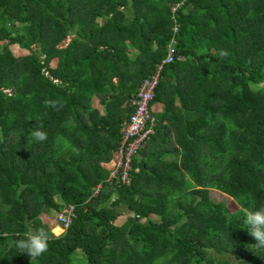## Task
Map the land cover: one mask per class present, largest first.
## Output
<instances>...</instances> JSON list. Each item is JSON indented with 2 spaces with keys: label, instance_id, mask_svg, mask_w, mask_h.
Masks as SVG:
<instances>
[{
  "label": "trees",
  "instance_id": "trees-1",
  "mask_svg": "<svg viewBox=\"0 0 264 264\" xmlns=\"http://www.w3.org/2000/svg\"><path fill=\"white\" fill-rule=\"evenodd\" d=\"M172 38L154 134L130 184L105 183ZM38 122L48 139L29 143ZM242 203L264 205V0H0V264H264ZM67 205L72 224L30 262L14 241Z\"/></svg>",
  "mask_w": 264,
  "mask_h": 264
},
{
  "label": "built area",
  "instance_id": "built-area-1",
  "mask_svg": "<svg viewBox=\"0 0 264 264\" xmlns=\"http://www.w3.org/2000/svg\"><path fill=\"white\" fill-rule=\"evenodd\" d=\"M177 32V28H174ZM174 38L167 45V56L157 65L155 72L149 78L144 79L137 93L132 99L133 111L129 118L120 127L121 140L119 145L112 152V162L114 166L109 173L105 183L130 184V171L132 157L141 149L149 138L154 134L156 121L153 116L152 100L154 91L159 83L160 73L165 65L174 61ZM102 184L95 187L94 195H97ZM75 218V206L67 205L57 213L56 222L66 231Z\"/></svg>",
  "mask_w": 264,
  "mask_h": 264
},
{
  "label": "clouds",
  "instance_id": "clouds-1",
  "mask_svg": "<svg viewBox=\"0 0 264 264\" xmlns=\"http://www.w3.org/2000/svg\"><path fill=\"white\" fill-rule=\"evenodd\" d=\"M220 55L226 57L228 53L221 51ZM61 106L57 100L45 102V107L58 108ZM43 129V122H38L33 130L29 132L28 142L39 144L47 141L48 133ZM239 212L243 217V229L255 241L254 245L249 246L257 250H264V205L259 208H249L242 203ZM22 235L23 238L15 240L14 245L20 254H26L30 258V262L38 260L48 251L51 235L46 228L40 227L35 230H28Z\"/></svg>",
  "mask_w": 264,
  "mask_h": 264
},
{
  "label": "rangeland",
  "instance_id": "rangeland-1",
  "mask_svg": "<svg viewBox=\"0 0 264 264\" xmlns=\"http://www.w3.org/2000/svg\"><path fill=\"white\" fill-rule=\"evenodd\" d=\"M11 51L15 56H23L27 54V51L22 50L20 48H18L17 46H12L11 47ZM57 60H52L50 63V68L51 69H56L57 68ZM94 105H97L96 102H93ZM152 110H154L155 105H152ZM154 118H156V113H153ZM210 197L212 200L214 201H223L226 203L227 208L231 211V212H235L238 210V206L237 204L229 197H227L224 194H221L220 192L216 191V190H210ZM56 211L54 210H50L48 212V214L42 215L41 216V222L47 226L50 229V233L53 236H60L62 235L65 231L64 230H60L59 233H55L53 230L55 228H58L57 226H59V224H57L56 222V216H57ZM131 216V214H125L122 216H119L116 220H115V224L120 226L126 219V217ZM59 229V228H58ZM72 264H86V259L84 257V255L81 253V251H76L73 255H72Z\"/></svg>",
  "mask_w": 264,
  "mask_h": 264
},
{
  "label": "crops",
  "instance_id": "crops-1",
  "mask_svg": "<svg viewBox=\"0 0 264 264\" xmlns=\"http://www.w3.org/2000/svg\"><path fill=\"white\" fill-rule=\"evenodd\" d=\"M93 101L96 102V103H98V99H96V98ZM154 105H155V108L153 110V113L158 114V113H161L163 111V105L162 104H154ZM57 227L59 228V230L62 229L60 226H57Z\"/></svg>",
  "mask_w": 264,
  "mask_h": 264
},
{
  "label": "bare ground",
  "instance_id": "bare-ground-1",
  "mask_svg": "<svg viewBox=\"0 0 264 264\" xmlns=\"http://www.w3.org/2000/svg\"><path fill=\"white\" fill-rule=\"evenodd\" d=\"M53 231H54L55 233H59V232H60V230H59L58 228H55Z\"/></svg>",
  "mask_w": 264,
  "mask_h": 264
}]
</instances>
